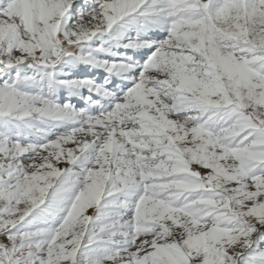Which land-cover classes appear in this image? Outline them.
I'll return each instance as SVG.
<instances>
[{"label":"snow or ice","instance_id":"obj_1","mask_svg":"<svg viewBox=\"0 0 264 264\" xmlns=\"http://www.w3.org/2000/svg\"><path fill=\"white\" fill-rule=\"evenodd\" d=\"M0 264H264V0H0Z\"/></svg>","mask_w":264,"mask_h":264}]
</instances>
